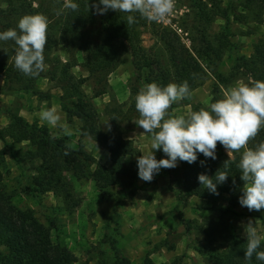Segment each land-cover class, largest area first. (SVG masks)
<instances>
[{"label":"trees","instance_id":"16d2710c","mask_svg":"<svg viewBox=\"0 0 264 264\" xmlns=\"http://www.w3.org/2000/svg\"><path fill=\"white\" fill-rule=\"evenodd\" d=\"M34 2L0 0V32L7 29L19 31L18 21L24 15L42 13L48 16L51 23L44 50L46 70L36 77L24 75L15 67V43L0 41V74L4 78L0 93H23L47 101L51 96L37 90L36 82L48 77L61 92V107L67 117L81 122L82 137L92 139L106 149L110 166L101 167L82 147L76 150L70 148L66 138H53L48 129L28 123L17 111L7 113L9 124L6 128L0 127V142L18 166L37 163L30 190L40 195L49 192L56 194L68 213L79 206L72 179H91L102 191L113 187L121 191L134 189L139 177L138 167L134 162L127 164L126 159L135 155L136 149L133 141L124 138L122 122L118 118L123 121L126 117L129 119L139 114L135 108V96L139 89L151 82L166 86L187 81L193 92L211 76L216 83L211 103L216 102L221 99L220 87L227 84L220 67L223 55L232 47L229 24H246L249 20L256 25L264 22V0H189L191 26L184 29L188 33L190 47L183 44L173 30L161 28L154 32L169 62V68L165 69L151 50L142 46L143 31L151 22L139 13H131L136 22L128 24L129 13L109 10L103 15L96 14L94 8L89 9L88 0H73L78 3L79 10L64 9L61 15H56V12L63 9V2L60 5L57 0H46L37 3L36 7ZM93 2L95 0H89L90 4ZM216 19L224 20L225 26L221 32L211 34L210 27ZM56 47L62 48L65 60L52 55ZM127 54L140 62L139 73L134 77V85L130 89L132 100L127 112L112 108L108 122L111 130L105 132L100 126L98 112L82 91V86L91 79L96 85L95 97L106 94L109 75L121 66ZM77 67L84 69L88 78L73 74L72 70ZM235 70L246 76L249 82L264 81V40L256 43L248 58L242 56L236 59ZM230 77L233 78V75ZM201 108L200 104L191 105L192 112ZM262 141L264 129L250 142L249 147ZM23 144H26V148H16ZM66 151L68 155L64 154ZM216 156L213 160L197 153L194 163L180 161L179 166L169 171V190L175 193L178 204L196 198L205 201L207 209L219 212L221 216L234 215V209L240 205L239 197L243 194L245 183L240 178L238 168L242 152L232 154L228 179L217 185L218 195L211 193L198 180L199 174L214 178L217 170H224L223 164L229 156L219 143ZM3 157L4 151L0 150V163ZM222 203L223 208L220 206ZM262 210L252 211L251 216L264 221ZM205 227L202 231L205 246L197 250L205 264H264L255 255L250 261L245 259L247 241L235 235L229 225L220 222ZM60 239L54 222L44 226L32 210H20L14 206L0 174V264H75L76 257ZM258 250L264 251V244ZM97 264L132 263L125 257L116 256L112 262L100 260ZM142 264L154 262L146 257Z\"/></svg>","mask_w":264,"mask_h":264},{"label":"rangeland","instance_id":"374dc122","mask_svg":"<svg viewBox=\"0 0 264 264\" xmlns=\"http://www.w3.org/2000/svg\"><path fill=\"white\" fill-rule=\"evenodd\" d=\"M45 1L35 0L34 7L37 3ZM57 2L61 5L64 0ZM188 4L189 0H176L175 12L169 20L151 22L143 31L142 46L151 50L165 69L169 68V62L154 32L161 28L173 30L179 35L182 43L190 47L189 36L184 29H190L191 26L192 16H188ZM224 26V20L216 19L210 27L211 34L221 32ZM229 29L232 47L223 55L220 67L222 78L227 81L224 87H220L221 99L224 92L235 86L238 81L249 82L240 71H233L235 61L242 56L248 58L256 43L264 40V22L261 25H256L250 20L246 24L232 22ZM52 55L65 60L61 47H56ZM139 64V60L131 58L129 54L125 55L121 66L108 77L106 94L99 97H95L96 85L93 80L88 79L82 86V91L98 112L100 126L105 132H109L104 124L109 121L112 108H119L122 112L129 109L132 100L130 89L134 85V77L139 73ZM72 73L88 78L86 71L80 67L74 68ZM3 81L4 78L0 74V89ZM215 84V80L208 76L192 92L190 98L174 103L169 109L170 114L187 117L192 113L191 105L194 104H200L202 108L210 110L208 106L211 104ZM36 88L51 97L44 101L23 93H0V127L6 128L9 124L8 112L17 111L28 123L48 129L53 138H66L70 148L76 150L80 146L96 164L109 167V153L92 139L81 136V122L67 117L61 107V92L48 77L37 80ZM52 106L57 107L61 123L68 125L71 136L65 135L61 128L52 127L40 119L41 110ZM138 119L139 114L132 115L129 119L126 117L123 121L118 118V121L122 122L124 138L133 141L136 149L135 155L126 159L127 164H137V157L151 150L150 136L144 134L143 129L135 123ZM19 147L26 148V144L16 146ZM0 150L4 151L3 161L0 163L2 184L11 196L14 206L20 210H32L44 226L54 222L60 241L66 244L76 257L75 264H97L100 260L112 262L116 256L125 257L132 264H142L146 257L154 264H205L197 250L205 246L202 231L207 228V224L216 225L223 222L231 227L235 235L246 239L244 226L249 219H253L258 232L264 235V221L252 217V211L241 205L234 209V215L221 216L219 212L207 209L206 202L200 199L192 198L185 204H178L175 193L169 190L168 174L171 169H161L151 182H145L138 177L132 191H121L116 187L102 191L91 179H72L79 206L74 212L68 213L61 198L56 194L49 192L40 195L30 190L29 185L37 163L33 166L30 163L18 166L1 142ZM153 151L157 160L167 158L162 149ZM225 152L228 154L226 150ZM241 152L243 149L238 153ZM179 164L180 161L177 166ZM94 168L95 166L92 167ZM220 206L223 208L224 204ZM261 213L264 216V209ZM261 244H264V241ZM171 246L174 248L171 249Z\"/></svg>","mask_w":264,"mask_h":264},{"label":"clouds","instance_id":"9594fccd","mask_svg":"<svg viewBox=\"0 0 264 264\" xmlns=\"http://www.w3.org/2000/svg\"><path fill=\"white\" fill-rule=\"evenodd\" d=\"M175 6L176 0H95L92 4L88 0L89 9L94 8L96 14L103 15L109 10L129 13L128 24L136 22L131 13H139L149 22L167 21L174 14ZM64 9L78 11L79 5L73 0H64L63 9L58 10L56 15H61ZM50 23L48 16L42 13L24 15L18 21L19 31L7 29L0 32V41H13L17 46L15 67L26 76L36 77L46 70L44 50ZM191 95L187 81L166 86L151 82L138 91L135 108L139 119L135 123L150 136L151 143V150L137 157L139 178L151 182L161 169L175 168L178 161L196 162L197 153L215 160L219 143L229 156L223 164L224 170H217L214 178L199 174V182L218 195L217 185L228 179L232 154L243 149L238 168L245 183L239 203L249 211L264 209V141L249 147L264 129V81H238L224 92L222 99L208 106L210 110L201 108L187 117L170 114L169 109L174 103ZM39 116L52 127L61 128L65 135H72L68 125L61 123L56 106L43 108ZM108 122L104 125L110 131ZM161 149L167 158L157 160L153 150ZM64 154L69 153L66 151ZM244 233L247 241L245 259L250 261L255 255L258 261H264V251L258 250L264 235L258 232L255 220L249 219Z\"/></svg>","mask_w":264,"mask_h":264}]
</instances>
